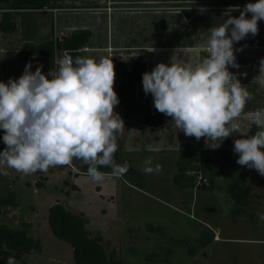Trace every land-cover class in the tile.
I'll return each mask as SVG.
<instances>
[{"label":"rangeland","instance_id":"rangeland-1","mask_svg":"<svg viewBox=\"0 0 264 264\" xmlns=\"http://www.w3.org/2000/svg\"><path fill=\"white\" fill-rule=\"evenodd\" d=\"M246 107L235 121L239 133L215 149L180 129L189 141H168L160 149L125 138L118 164L127 163V172L102 182L70 164L34 174L7 169L0 175V224L27 226L40 243L16 264H76L74 247L56 236L48 220L59 202L86 219L89 237H99L119 264H264V221L258 216L264 213V176L238 165L232 150L233 140L252 128L247 115L264 108V93ZM149 157L153 171L145 173ZM193 171L209 185H197Z\"/></svg>","mask_w":264,"mask_h":264},{"label":"clouds","instance_id":"clouds-1","mask_svg":"<svg viewBox=\"0 0 264 264\" xmlns=\"http://www.w3.org/2000/svg\"><path fill=\"white\" fill-rule=\"evenodd\" d=\"M238 10L239 16L229 15L208 29L206 55L198 62L176 63L171 58L142 73V88L146 96L151 94L153 107L171 117L186 136L197 141L203 137L213 149L239 133L236 118L252 99L229 67H240L236 53L242 48L234 44L258 33L264 0H248ZM53 64L44 73L42 64L33 71L28 62L19 77L0 80V141L5 145L0 150V175H8L7 169L24 174L47 172L76 159L87 165V176L93 182H102L108 175L122 176L128 165L116 163L114 154L117 133L125 127L114 111L119 98L113 88L112 59L69 56L54 59ZM254 80L264 88V58ZM247 119L256 131L240 133L232 150L238 154V165L264 176V108L250 112ZM144 163L143 171L151 173V158ZM101 167L111 172L104 173ZM160 169L155 165V171ZM258 216L264 221V213ZM5 264H16L14 256Z\"/></svg>","mask_w":264,"mask_h":264},{"label":"crops","instance_id":"crops-1","mask_svg":"<svg viewBox=\"0 0 264 264\" xmlns=\"http://www.w3.org/2000/svg\"><path fill=\"white\" fill-rule=\"evenodd\" d=\"M20 7L0 2V80L19 77L26 63L43 68H53L59 53L58 41L70 37L75 31L88 30L90 38L79 49L82 57L99 60L112 59L115 79L113 88L119 104L114 111L119 113L124 129L117 137L124 141L148 142L152 149H160L168 141H189L180 137L171 117L162 124L142 121L145 107L153 106L151 94L145 95L142 80H124L116 69V63L128 61L140 54L145 56L147 71L157 63L198 62L206 55L208 29L219 26L229 16H236L248 0H21ZM254 2V0H253ZM26 7V8H25ZM112 10L109 11L108 8ZM13 11L16 28L7 32L2 29L3 13ZM250 17V13L246 14ZM258 33L248 35L234 44L242 48L236 53L240 67H229L241 84L252 94L249 106L256 96L264 93L254 80L259 74L260 60L264 58V20L258 21ZM26 45L41 47L24 62L18 53ZM53 46V47H52ZM179 51L175 53V49ZM47 73V72H45ZM246 73V75H243ZM126 83L125 99L119 96L120 83ZM128 115H125V112ZM2 134V130H0ZM164 143V144H160ZM171 145V144H170ZM138 145H134L137 147ZM172 146V145H171ZM5 148V146H4ZM0 148V149H4ZM76 173L80 171L72 162ZM69 193V192H68Z\"/></svg>","mask_w":264,"mask_h":264},{"label":"trees","instance_id":"trees-1","mask_svg":"<svg viewBox=\"0 0 264 264\" xmlns=\"http://www.w3.org/2000/svg\"><path fill=\"white\" fill-rule=\"evenodd\" d=\"M0 2H7L11 4L10 8H24L20 7L23 3L21 0H0ZM26 8V7H25ZM1 27L3 30L10 32L16 28L13 20V11H6L3 13ZM236 16H239V12ZM90 38L88 30L75 31L70 37H65L56 44V48L60 50H67L71 53L72 58L77 56L82 57L79 49L87 44ZM53 47V46H52ZM41 47L34 45H26L24 49L18 53V60L24 62L28 57L40 52ZM62 54V53H61ZM59 53V55H61ZM116 69L124 80H142V73L147 71L145 56L140 54L128 61H120L116 63ZM35 71V68L32 69ZM42 71L48 72L49 68H42ZM122 82L119 85V96L125 99L127 95L126 83ZM129 113L126 111L125 115ZM170 117L158 112L153 106L145 107L142 121L144 123L162 124ZM256 131L254 125L247 134H252ZM117 151L114 154L115 162L118 163V155L123 149L122 139L117 137ZM72 163L82 172H87V165L81 161L73 159ZM104 173H110L111 169L101 167L99 169ZM48 220L50 225L59 238L69 242L74 247L76 264H119L114 258V255H108L103 249L99 241V237L91 238L85 228L86 219L71 212V210L62 203H56L49 209ZM40 250V243L30 233L29 228L24 226L22 228L13 229L5 224H0V264H5L9 256H14L15 261L21 259L23 254L36 252ZM121 264V263H120Z\"/></svg>","mask_w":264,"mask_h":264},{"label":"built area","instance_id":"built-area-1","mask_svg":"<svg viewBox=\"0 0 264 264\" xmlns=\"http://www.w3.org/2000/svg\"><path fill=\"white\" fill-rule=\"evenodd\" d=\"M108 10L111 11L112 8L109 7ZM69 56L72 57L71 53L69 51H64L61 55H58L57 59L62 58V57H69ZM193 173H196V172L193 171ZM197 173H198V178H197V182H196L197 185H202V184L209 185L207 178L204 177L201 172L200 173L197 172Z\"/></svg>","mask_w":264,"mask_h":264}]
</instances>
